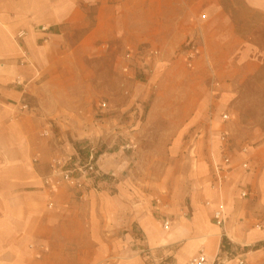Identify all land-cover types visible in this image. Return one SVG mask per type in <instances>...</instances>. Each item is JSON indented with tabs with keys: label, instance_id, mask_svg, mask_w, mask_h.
Masks as SVG:
<instances>
[{
	"label": "crops",
	"instance_id": "0c3cea01",
	"mask_svg": "<svg viewBox=\"0 0 264 264\" xmlns=\"http://www.w3.org/2000/svg\"><path fill=\"white\" fill-rule=\"evenodd\" d=\"M238 1L0 0V264H144V250L179 244L176 259L189 246L192 255L204 251L203 264H264V121L247 115L241 98L264 73V47L234 15L264 17V0ZM141 50L157 53L127 84L141 93L119 100L126 57ZM132 63L133 71L144 66ZM105 89L111 108L99 119ZM107 138L131 147L98 160L113 177L108 190L47 188L48 178L56 183L53 160L80 157L75 143ZM145 155L162 157L144 168ZM164 156L191 180L184 194L171 191L190 217L168 245L148 205L156 193L146 189L165 188ZM217 166L227 176L220 192ZM244 187L253 197H241ZM220 205L222 227L212 223ZM211 234L219 241L209 258L202 239ZM223 253L231 259L218 263ZM183 256L176 264L192 261Z\"/></svg>",
	"mask_w": 264,
	"mask_h": 264
},
{
	"label": "rangeland",
	"instance_id": "374dc122",
	"mask_svg": "<svg viewBox=\"0 0 264 264\" xmlns=\"http://www.w3.org/2000/svg\"><path fill=\"white\" fill-rule=\"evenodd\" d=\"M235 5L237 6L240 2L238 0H233ZM234 15L236 17V19L240 20L241 22H246L245 25H241L240 26V30L246 35L251 37L253 40L257 41V43L261 46L264 47V17L261 15H252L251 13H249L248 11L242 12V11H234ZM245 18V19H244ZM189 66V63H188ZM121 72V70H120ZM122 76V80L121 83L118 87V92H117V97L119 100H122L123 98H132V94H133V98H137L138 95H140V91L137 89L136 92H132V90L129 88V86H127L128 83L130 82H135V81H139L140 75H138L136 78L134 76H126L124 75L122 72L120 73ZM108 75L105 76L106 82H108L107 80ZM259 83L260 84H264V73L259 76L256 77L252 80L249 81V84L247 85V87L245 88V90L242 91L241 94V98L243 100V109L247 112V115H249L251 118L252 117H256L257 119L261 118L262 121H264V88H259ZM264 86V85H263ZM135 91V90H133ZM135 95V96H134ZM111 95L109 93V91L107 89H105V91L102 92L101 97L98 99V103L96 106V110H100L102 112L99 113V119H103V118H107L109 115V110L111 108ZM116 99V98H115ZM260 100V106H258ZM102 103H107L108 104V110L103 111L101 109V104ZM261 114V116H259L258 114ZM255 114V116H253ZM262 124L264 125V122H262ZM114 141H112L111 143V139L107 138V139H102L100 141H85L84 143H75L77 147H83L81 149V156L77 157V158H81L82 160H85L88 157V150L90 148H95L96 150V157L99 160L101 158V156L103 155H110L109 153H114V151H119L121 149V147L126 146L125 144V140L124 139H118L115 141V143H113ZM127 148V146H126ZM131 149V148H130ZM127 148V150H130ZM126 151V149L124 150ZM106 157H110V156H106ZM105 157V158H106ZM162 156H155V155H145L142 156V164L144 165V168H152L156 164L157 158H161ZM168 157L169 156H164L163 159V165H165L166 167V175H165V188L162 189V191H159L157 187H151V188H146L148 191H154L156 194L153 197H148L149 200V207L150 210L155 211V217H156V227L159 230V234L160 237L162 238H166L168 237L175 229L180 227V221H182V219H187L190 217V211L187 209L189 204L188 203H184V204H180L177 202H170L171 200V191L173 192L175 190L176 193H181L184 194L183 190L187 189V185H189V182L191 181L189 176V171L187 168L184 169H180V167L178 166L177 168L171 166L169 164L168 161ZM77 158H72L69 157L67 159H55L52 161L51 163V169H52V176L54 177V179L56 180L54 186H52V181L50 178H48L47 180H45V185L48 186L47 188H63L65 187L67 184H74L79 188H83V187H87L88 190H96L98 192H103L108 190L111 184V179L113 177H111V175L108 174H104L102 171L100 172V175L98 176H88V178L82 179L80 181L79 184H75V183H66L63 182V180L61 179V177L59 175H57L55 173V170L53 168V164L56 161H67V160H76ZM121 158V160H120ZM109 161H113L114 159H109ZM116 164L117 165H123L126 164V158H125V154H121L120 157H118L116 159ZM161 167V165H160ZM172 167V168H171ZM179 169V170H178ZM176 174V176H175ZM177 175H181L180 177H182V180H178L175 181L177 178ZM174 176V177H173ZM49 181V185L46 184V182ZM179 183V184H177ZM103 184V185H102ZM107 184V185H106ZM174 184V186H173ZM177 186H176V185ZM181 184H186V185H181ZM133 189L135 190V198H137L140 202H141V194L139 193L138 189L133 187ZM161 194V196L159 197V195ZM180 194V195H181ZM173 195V193H172ZM178 195V194H177ZM179 196V195H178ZM170 198V200H169ZM176 199H179V197H176ZM161 200V202H160ZM143 201V200H142ZM145 204V202H144ZM139 205H141L139 203ZM183 205V206H182ZM207 205V204H206ZM148 208V207H145ZM213 220V219H212ZM169 221L171 223V228L170 229H166L165 228V222ZM214 225H217L215 223V221L213 220L212 222ZM218 226V225H217ZM219 227V226H218ZM213 229L217 230V228ZM220 234V233H219ZM224 238V242L223 245L226 242V238ZM204 239V238H203ZM202 239V240H203ZM190 244V243H189ZM179 247H184L183 244H179L177 246H173V247H167V248H161V249H154V250H144L143 252H141V255H143L145 258L144 264H176V260L178 261H182V259H184L183 254H186L187 256H189V258H192V261L195 259H199L201 257L204 258V263H206V255L204 253V251H200L201 254H196V255H192L191 253H193L192 251H190L188 249V247L185 248V250L182 251V254H180L177 259H176V254L179 251ZM135 249L137 250L138 247H135ZM202 249H204L202 247ZM223 251H225V249H223ZM191 256V257H190ZM194 256V257H193ZM219 258L221 259L220 261H218V263H222L223 261H228L227 259H231V256H229L228 258L225 256V254H220ZM125 258H123L124 260ZM191 261V262H192ZM190 264V263H189Z\"/></svg>",
	"mask_w": 264,
	"mask_h": 264
},
{
	"label": "built area",
	"instance_id": "2783aa9c",
	"mask_svg": "<svg viewBox=\"0 0 264 264\" xmlns=\"http://www.w3.org/2000/svg\"><path fill=\"white\" fill-rule=\"evenodd\" d=\"M192 50V53L189 57L190 60L194 58L195 53L197 52V47L190 43L189 46ZM157 53L151 52V53H145L143 50L138 52H129L126 57V65L123 68V71L127 75L136 76L138 73V70H141L142 72H145L148 70V67L151 63L154 62V57ZM132 62H142L144 66L141 68L138 67L137 70L133 71L134 65ZM101 109L103 111L108 110V104L102 103ZM23 110H29V107L27 105H23ZM227 116H224V119H227ZM128 149H130V146H127ZM246 152V150H245ZM231 164V160L226 157L223 162V166L228 168ZM223 166H217L216 167V182L213 185V189L220 192L222 191L224 182L227 179V176L225 175L226 169ZM53 168L55 170V173L61 177L63 182L66 183H75L79 184L82 179L88 178V176L94 177L100 175L99 167H98V159L96 157V150L95 148H90L88 150V157L85 160H82L81 158H77L76 160H67V161H56L53 164ZM231 168H229L230 170ZM242 169L245 172H249L250 168L247 163L242 164ZM228 170V171H229ZM49 181L46 182L47 185H49ZM240 195L243 199H249L253 197V193L249 188H241ZM213 220L215 223L222 227L226 223V217H225V206L220 205L219 208L214 212L213 214ZM165 228L168 230L171 228V223L169 221L165 222ZM204 258L201 257L199 259H195L190 264H203ZM243 264V263H241Z\"/></svg>",
	"mask_w": 264,
	"mask_h": 264
},
{
	"label": "bare ground",
	"instance_id": "6f19581e",
	"mask_svg": "<svg viewBox=\"0 0 264 264\" xmlns=\"http://www.w3.org/2000/svg\"><path fill=\"white\" fill-rule=\"evenodd\" d=\"M187 219H182L180 221V226L183 228L187 224ZM174 240L173 234H170L167 239L162 240L163 245H168ZM219 235L218 234H211L210 236L205 237L202 240V245L206 247L207 255L210 258L211 253L214 251L215 248L218 246Z\"/></svg>",
	"mask_w": 264,
	"mask_h": 264
},
{
	"label": "trees",
	"instance_id": "16d2710c",
	"mask_svg": "<svg viewBox=\"0 0 264 264\" xmlns=\"http://www.w3.org/2000/svg\"><path fill=\"white\" fill-rule=\"evenodd\" d=\"M223 242H224V238H223ZM224 248L222 247V250H223Z\"/></svg>",
	"mask_w": 264,
	"mask_h": 264
}]
</instances>
